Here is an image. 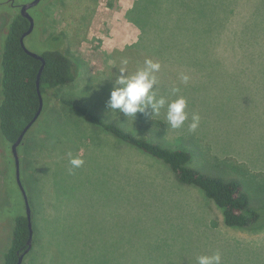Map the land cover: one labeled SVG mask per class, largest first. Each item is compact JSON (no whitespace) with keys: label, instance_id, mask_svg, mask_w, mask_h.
I'll list each match as a JSON object with an SVG mask.
<instances>
[{"label":"rangeland","instance_id":"obj_1","mask_svg":"<svg viewBox=\"0 0 264 264\" xmlns=\"http://www.w3.org/2000/svg\"><path fill=\"white\" fill-rule=\"evenodd\" d=\"M32 1H0V106L10 23L19 6ZM135 1L42 0L29 10L35 29L25 39L28 49L67 52L77 79L47 98L44 113L19 147L22 180L42 241L38 246H43L24 264H77L79 258L84 264H196L198 256L217 251L223 264H264V74L259 62L234 55L235 28L259 31L251 17L262 13L263 4ZM126 2L135 3L129 13ZM119 16L133 20L140 39L112 56L106 42L113 40ZM148 58L162 65L158 94L169 95L177 86L187 99L189 121L182 128L167 125L166 109L151 120L143 113L113 116L106 107L122 61L127 59L131 72ZM181 73L190 75L188 84L180 82ZM59 97L94 107L133 134L188 150L189 165L202 173L238 179L262 214L256 228L229 227L202 189L180 184L168 165L85 120ZM194 112L201 123L193 133L188 123ZM5 143L0 132V264L11 215L24 211L11 146ZM77 156L84 163L73 169L69 160Z\"/></svg>","mask_w":264,"mask_h":264},{"label":"trees","instance_id":"obj_2","mask_svg":"<svg viewBox=\"0 0 264 264\" xmlns=\"http://www.w3.org/2000/svg\"><path fill=\"white\" fill-rule=\"evenodd\" d=\"M262 1L264 2V0H260V4H263L264 7ZM251 18L254 23L260 24V30L248 31L244 26L240 30L235 28L238 32L239 48L234 51V55L238 60L248 59L251 62H259L264 74V8L259 16L253 17L252 15ZM29 26L30 21L28 18L19 11L15 13L3 48V101L0 106V132L3 143L6 142V146H12L17 141L24 128L37 114L41 105L39 89L44 99L42 115L46 108L47 98L55 97L57 95L56 90L63 85L73 83L77 79V68L74 61L67 52L61 50H46L40 53L45 59V66L39 78L42 61L27 53L21 43V37L29 29ZM53 38L58 39L57 35ZM38 79L40 81L39 88ZM59 100L63 105L82 115L85 120L100 126L122 143L134 147L168 165L180 184L193 185L202 189L206 197L222 210L225 224L229 227L241 229L256 228L262 214L252 207L250 196L238 179L228 180L202 173L189 165L191 153L188 150L182 148L173 149L160 142L133 134L117 123L105 120L94 107L85 106L74 98L59 97ZM11 161L12 159L9 161L10 164L12 163ZM13 161L15 165L14 158ZM16 183L22 194L17 180ZM32 213L34 240L32 250L28 253L29 255L34 250L43 248L42 245L38 246L42 241L40 231L37 229L33 208ZM11 220L10 241L8 248L2 254L1 264H17L19 257L27 248L29 225L25 200L24 211L12 214ZM28 254L22 264L27 260ZM73 258H76V256L74 255ZM80 263L84 264L85 258H79L77 264Z\"/></svg>","mask_w":264,"mask_h":264},{"label":"clouds","instance_id":"obj_3","mask_svg":"<svg viewBox=\"0 0 264 264\" xmlns=\"http://www.w3.org/2000/svg\"><path fill=\"white\" fill-rule=\"evenodd\" d=\"M127 59L122 61L121 67H118V73H115L113 88L111 90L106 107L110 113L115 116L123 114L126 118L137 117V113H143L148 119L154 120L158 117L162 109H166L165 122L172 129H179L189 121L187 109V99L178 95L180 88L173 86L169 95L158 94L159 85L158 73L161 70V63L148 58L143 66L135 71L127 69ZM112 76V77H113ZM180 82L188 84L191 77L187 73L180 74ZM174 96L172 99L170 97ZM201 123L199 113H192L188 130L196 132ZM73 169L79 168L84 161L80 157H72L69 160ZM196 264H223L222 254L217 251L211 255H200L197 257Z\"/></svg>","mask_w":264,"mask_h":264},{"label":"water","instance_id":"obj_4","mask_svg":"<svg viewBox=\"0 0 264 264\" xmlns=\"http://www.w3.org/2000/svg\"><path fill=\"white\" fill-rule=\"evenodd\" d=\"M42 0H33L30 3H26L22 5V10L21 13L23 16H25L26 18L29 19L30 21V26L29 29L23 34V36L21 37V43L23 48L26 50L27 53H29L30 55L40 59L42 61V66L40 68L39 71V78L40 75L44 69L45 66V59L44 57L36 52H33L31 50L28 49V47L26 46L25 43V37L29 34H31L34 30L35 27V21L33 16L29 13V9L37 6ZM40 86V81L38 79V88ZM39 93H40V101H41V105L40 108L37 112V114L34 116V118L27 124V126L24 128V130L22 131V133L20 134L19 138L17 139V141H15L12 146H11V151L15 160V168H16V180L19 184V187L22 191L24 200H25V207H26V214H27V218H28V225H29V238L27 240V248L26 250L23 252V254H21V256L19 257V260L17 262V264H22L23 260L25 258V256L31 251L32 247H33V240H34V228H33V213H32V207L30 204V199L27 193V190L23 184V180H22V172H21V160H20V152H19V147L20 145L23 143L26 134L28 133V131L31 129V127L35 124V122L38 120V118L40 117L43 107H44V99L43 96L40 92L39 89Z\"/></svg>","mask_w":264,"mask_h":264},{"label":"crops","instance_id":"obj_5","mask_svg":"<svg viewBox=\"0 0 264 264\" xmlns=\"http://www.w3.org/2000/svg\"><path fill=\"white\" fill-rule=\"evenodd\" d=\"M123 0H121L122 2ZM135 3H137V0L135 1ZM135 3L131 4V3H125V7H129L128 9V13L131 12L134 7H135ZM127 15V14H126ZM120 18H115V20L117 21L116 26L118 27V30H114V38L113 40L110 42L109 40L106 42V47L108 49V51H112L110 52V54L113 56L115 51H118L120 53H122L126 48L129 49L132 47H135L138 45L139 43V39H137L136 36H138V34L141 32L140 28L133 22L132 19H126L125 21H122L121 16H119ZM127 17V16H126ZM125 50V51H126Z\"/></svg>","mask_w":264,"mask_h":264},{"label":"flooded vegetation","instance_id":"obj_6","mask_svg":"<svg viewBox=\"0 0 264 264\" xmlns=\"http://www.w3.org/2000/svg\"><path fill=\"white\" fill-rule=\"evenodd\" d=\"M1 1V0H0ZM8 1V0H7ZM12 1H14V0H12ZM19 6V5H18ZM19 9H20V12H21V10H22V5H20L19 6ZM30 10V9H29ZM29 36V35H28Z\"/></svg>","mask_w":264,"mask_h":264}]
</instances>
